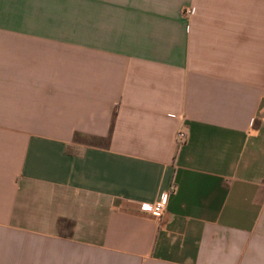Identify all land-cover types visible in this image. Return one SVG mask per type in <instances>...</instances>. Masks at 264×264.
<instances>
[{
	"label": "crops",
	"instance_id": "crops-1",
	"mask_svg": "<svg viewBox=\"0 0 264 264\" xmlns=\"http://www.w3.org/2000/svg\"><path fill=\"white\" fill-rule=\"evenodd\" d=\"M0 264H264V0H0Z\"/></svg>",
	"mask_w": 264,
	"mask_h": 264
},
{
	"label": "built area",
	"instance_id": "built-area-1",
	"mask_svg": "<svg viewBox=\"0 0 264 264\" xmlns=\"http://www.w3.org/2000/svg\"><path fill=\"white\" fill-rule=\"evenodd\" d=\"M184 13L189 14L190 9H185ZM184 140H185V133L182 130L178 131L176 133V136H175L176 143L180 144ZM165 201H166V193H161L159 198L153 203L140 202L138 204V209L141 212H145V213H149V214H152L155 216H159L161 214V211L163 209Z\"/></svg>",
	"mask_w": 264,
	"mask_h": 264
},
{
	"label": "trees",
	"instance_id": "trees-1",
	"mask_svg": "<svg viewBox=\"0 0 264 264\" xmlns=\"http://www.w3.org/2000/svg\"><path fill=\"white\" fill-rule=\"evenodd\" d=\"M60 223H61V221H60V220H58V221H57V225H58V224L60 225Z\"/></svg>",
	"mask_w": 264,
	"mask_h": 264
}]
</instances>
